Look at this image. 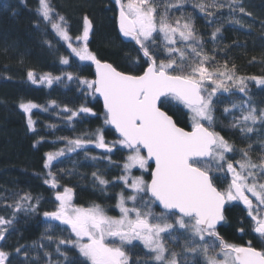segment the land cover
Wrapping results in <instances>:
<instances>
[{
  "label": "snow or ice",
  "instance_id": "snow-or-ice-1",
  "mask_svg": "<svg viewBox=\"0 0 264 264\" xmlns=\"http://www.w3.org/2000/svg\"><path fill=\"white\" fill-rule=\"evenodd\" d=\"M115 2L119 31L138 45L145 58L142 74L119 71L89 50L93 28L89 17L83 18L82 33L74 38L65 17L56 11L51 0H38L37 15L50 24L71 54L95 64V79L77 80L84 86L83 92L103 98V123L118 133V139L109 143L103 129H97L93 138L68 140L67 151L93 144L104 150L109 162L117 147L127 152L114 181L93 173L102 192L108 191L110 183L121 187L114 197L118 216L109 215L101 204L84 207L74 203V188L61 187L51 170L65 150L46 153L44 167L49 171L44 183L54 190L57 206L53 211H44L43 216L58 222L48 224L46 233H52L53 228L68 232L67 238H56V253L64 264H138L130 252L142 246L152 264H264V249L252 247L251 241L248 246L229 243L218 231V225L226 220V205L242 204L253 233L264 243V109L258 111L249 99L230 100L223 108L224 114L233 117L231 127L239 129L242 137L251 140L252 134H259V160L252 158L251 143L247 149H237L216 130V108L224 104L225 97L237 92L248 97L247 81L264 86V77L239 76L235 65L229 69L226 61L220 64L215 56L205 52L194 21L176 17L170 11H181L184 0ZM196 7L206 16L214 15L210 8H227L229 22L235 24L241 21L232 18L231 13H245L241 0H211ZM220 32L221 28L216 27L211 40L215 41ZM60 62L70 63L66 57ZM65 78L71 81L73 74L37 77L28 72L33 84L43 82L49 87ZM51 103L56 106L55 101ZM179 105L187 110L190 130L179 126L165 110ZM37 107L32 102L20 104L33 132L36 129L31 114ZM61 110L69 113V120L81 113L96 115L86 106L76 111L67 107ZM137 170L139 175L135 174ZM217 181L224 186L218 187ZM17 195L15 204L8 205L13 209L12 218L0 216V241H5L15 213H36L39 208V198L34 200L29 193ZM46 238L52 241L54 236L48 234ZM167 242L179 243L182 251L170 249ZM15 251L20 253V248ZM70 251L77 253L76 259L69 260ZM45 254L51 264V254ZM9 257L0 248V264H12Z\"/></svg>",
  "mask_w": 264,
  "mask_h": 264
},
{
  "label": "trees",
  "instance_id": "trees-1",
  "mask_svg": "<svg viewBox=\"0 0 264 264\" xmlns=\"http://www.w3.org/2000/svg\"><path fill=\"white\" fill-rule=\"evenodd\" d=\"M227 2V0H218ZM245 13L233 12L231 17L239 19L241 24L229 22L227 8L212 9L214 15L206 16L196 7L211 0H184L182 10L170 11L176 17L191 19L197 33L203 38L204 51L215 56L216 62H227L229 69L235 65L237 75L243 77H264V0H241ZM56 11L63 15L69 31L75 38L81 31V16L89 17L94 26V34L88 41L89 50L102 62L111 63L117 70L127 74L139 75L146 68L145 58L138 51L134 42H126L118 31V8L111 0H51ZM38 0H0V216L10 219L14 205L19 199L17 194L29 193L39 198L36 213H15L12 226L5 234V241H0V248L10 254L12 264H64L62 257L56 253L57 237H68V232L53 228L46 233L47 225L58 224L45 219L44 211H53L57 206L55 192L44 183L48 169L44 167L46 153L65 150V155L53 162L52 171L61 187H73L75 200L79 206L88 207L94 203L101 204L109 215L116 216V194L120 186L112 183L106 193L95 182L93 173L114 181L120 175L121 165L127 155L126 150L117 147L111 153V162L105 158V152L89 144L86 148L68 152V140L93 138L97 129H103L105 141L118 139L110 126H105L102 102L95 96L86 94L81 89L79 79L95 78L93 63L80 61L71 54V50L47 24L37 15ZM220 18L222 22H220ZM212 21V23H209ZM216 27L221 28L215 41L211 40ZM69 59V65L62 64L61 58ZM32 71L37 77L45 74L64 76L73 74V80L66 78L54 81L51 87L46 83L33 84L28 79ZM248 97L236 93L225 97L223 105L216 108V130L237 149H247L252 144L251 155L259 160L261 142L259 134H252V139L242 137L239 129L232 128V115L224 114V106L230 100L249 99L257 110L264 109V86L248 80ZM235 91V89H233ZM52 101L56 106H52ZM32 102L39 107L32 110V119L36 131L28 127V115L20 108L21 103ZM81 106L92 108L95 116L83 114L68 119L69 113L61 109L67 107L73 111ZM46 109V111L44 110ZM173 116L177 124L190 130L187 110L179 105L165 109ZM239 118V112H236ZM87 153V155L85 154ZM231 155V154H230ZM92 157H96L95 160ZM137 175L140 172L137 170ZM145 179H148L145 174ZM223 187L222 181H217ZM226 220L218 228L219 235L227 242L240 246L264 249V243L252 231V222L242 204L227 206ZM243 228V232L240 229ZM52 234L49 241L46 235ZM170 249L181 252L179 243L167 242ZM43 245V247H40ZM19 247L20 253L15 249ZM27 252V256L24 253ZM130 255L138 264H152L145 255L142 246L135 248ZM69 260L76 259L77 253L70 251Z\"/></svg>",
  "mask_w": 264,
  "mask_h": 264
},
{
  "label": "water",
  "instance_id": "water-1",
  "mask_svg": "<svg viewBox=\"0 0 264 264\" xmlns=\"http://www.w3.org/2000/svg\"><path fill=\"white\" fill-rule=\"evenodd\" d=\"M117 6H118V5H117ZM117 8H118V7H117ZM116 24L118 25V16H117V23H116ZM118 31H119V26H118ZM93 33H94V28H92V33H91V35H90V39H89V41L91 40V37H92ZM119 33H120V35L122 36V38H123L126 42H131V41H132V40H130L129 38L124 37L120 31H119ZM92 66H93L94 75H95V73H96V66H95V64H93ZM95 78H96V76H95ZM95 78H94V79H95ZM95 96H96V97L102 102V105H103V98L100 97L99 94H95ZM103 108H104V105H103ZM112 130L115 132V130H114L113 128H112ZM115 133H116V132H115ZM116 135L118 136V133H116ZM226 209H227V205H226ZM224 222H225V221H224ZM224 222H222L221 225H218V228H220V227L224 224Z\"/></svg>",
  "mask_w": 264,
  "mask_h": 264
},
{
  "label": "rangeland",
  "instance_id": "rangeland-1",
  "mask_svg": "<svg viewBox=\"0 0 264 264\" xmlns=\"http://www.w3.org/2000/svg\"><path fill=\"white\" fill-rule=\"evenodd\" d=\"M111 1H114L115 2V0H111ZM115 4H116V2H115ZM117 5V4H116ZM118 7V6H117ZM83 22H84V19L82 18V16H81V19H80V23H81V31H80V33H78V35L79 34H81L82 33V30H83ZM94 34V33H93ZM92 37H93V35H92ZM91 41V40H90ZM118 215H119V213H118ZM117 214H116V216H118Z\"/></svg>",
  "mask_w": 264,
  "mask_h": 264
},
{
  "label": "bare ground",
  "instance_id": "bare-ground-1",
  "mask_svg": "<svg viewBox=\"0 0 264 264\" xmlns=\"http://www.w3.org/2000/svg\"><path fill=\"white\" fill-rule=\"evenodd\" d=\"M93 24V23H92ZM93 28H94V26H93ZM131 42H134V41H131ZM134 44H135V42H134Z\"/></svg>",
  "mask_w": 264,
  "mask_h": 264
}]
</instances>
